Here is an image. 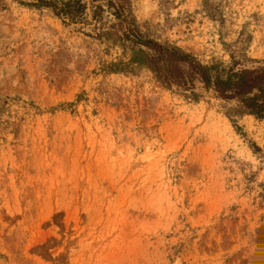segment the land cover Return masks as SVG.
<instances>
[{
	"label": "rangeland",
	"instance_id": "rangeland-1",
	"mask_svg": "<svg viewBox=\"0 0 264 264\" xmlns=\"http://www.w3.org/2000/svg\"><path fill=\"white\" fill-rule=\"evenodd\" d=\"M80 1L0 0V264H264V120L120 40L264 69V0Z\"/></svg>",
	"mask_w": 264,
	"mask_h": 264
},
{
	"label": "trees",
	"instance_id": "trees-1",
	"mask_svg": "<svg viewBox=\"0 0 264 264\" xmlns=\"http://www.w3.org/2000/svg\"><path fill=\"white\" fill-rule=\"evenodd\" d=\"M36 7L49 8L64 24H75L86 21V7L80 0H37ZM93 13L95 24L100 21ZM115 17L119 23H127L122 6L116 9ZM128 24V23H127ZM100 29V28H98ZM99 31V30H97ZM107 32H98L97 38H102ZM120 40L146 52L147 68L164 88L177 92L189 93L194 96L195 84H201L205 90H211L224 101H236L251 116L264 120V69L229 70L225 74L211 67L200 65L190 55L142 38L131 26L122 30Z\"/></svg>",
	"mask_w": 264,
	"mask_h": 264
}]
</instances>
